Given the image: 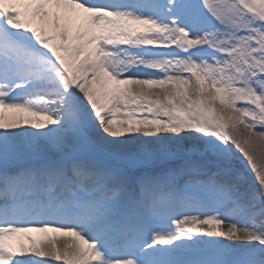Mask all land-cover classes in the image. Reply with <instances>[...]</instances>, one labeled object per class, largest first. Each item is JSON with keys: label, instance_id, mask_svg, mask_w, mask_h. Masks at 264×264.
I'll return each instance as SVG.
<instances>
[{"label": "snow or ice", "instance_id": "6c2138e0", "mask_svg": "<svg viewBox=\"0 0 264 264\" xmlns=\"http://www.w3.org/2000/svg\"><path fill=\"white\" fill-rule=\"evenodd\" d=\"M0 264H264V0H0Z\"/></svg>", "mask_w": 264, "mask_h": 264}, {"label": "bare ground", "instance_id": "6f19581e", "mask_svg": "<svg viewBox=\"0 0 264 264\" xmlns=\"http://www.w3.org/2000/svg\"><path fill=\"white\" fill-rule=\"evenodd\" d=\"M55 10V9H53ZM61 11H63V9H61ZM34 26H39L38 21H34ZM218 103V102H217ZM26 235H30L34 238V240H36L37 242H40L44 239L45 236H49V237H63V233L60 232H48V233H43V232H39V231H33L30 233H27ZM11 239L15 242V243H24L27 244L28 241L27 239H25V234H17L13 237H11ZM19 245V244H18Z\"/></svg>", "mask_w": 264, "mask_h": 264}]
</instances>
